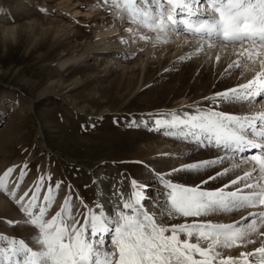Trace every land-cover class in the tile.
Returning a JSON list of instances; mask_svg holds the SVG:
<instances>
[{"label":"snow or ice","instance_id":"obj_1","mask_svg":"<svg viewBox=\"0 0 264 264\" xmlns=\"http://www.w3.org/2000/svg\"><path fill=\"white\" fill-rule=\"evenodd\" d=\"M103 3L118 9L122 21L154 34L158 43L183 34L184 43L192 44L196 53L231 48L237 59L227 69L243 67L241 77L246 73H251V77L204 97L211 107L195 106L194 111L155 115L150 130L163 128L165 135L192 143L194 151H216L212 157L156 173L158 192L151 185H140L132 179L131 194L117 192L111 212L102 203L90 207L80 198L77 199L83 204V211L79 207L73 211L69 189L52 214L50 209L63 181L53 182L51 175H38L29 191L15 199L26 218L24 223L33 231L27 238L0 234V264H264V110L255 108L257 98L264 99V0ZM127 31L143 41L153 39L133 28ZM121 42L127 43L123 38ZM215 59L219 62L220 55ZM221 105L238 110H219ZM131 123L135 124V120ZM142 123L147 126L148 121ZM226 162L227 166H223ZM207 169L214 171L196 185L168 178L177 172L198 174ZM237 169L244 170L219 187H204ZM17 171L19 188L29 174L26 163L8 167L0 175V191L13 198L16 191L9 192L8 185ZM96 180L102 181V177ZM42 190L45 194L41 200ZM149 190L155 193L154 197L148 195ZM146 201L154 207L149 208ZM244 209L256 211L227 223L211 219L164 223L165 219L219 216ZM257 243L259 246L240 251L237 256L224 255L227 249Z\"/></svg>","mask_w":264,"mask_h":264},{"label":"rangeland","instance_id":"obj_2","mask_svg":"<svg viewBox=\"0 0 264 264\" xmlns=\"http://www.w3.org/2000/svg\"><path fill=\"white\" fill-rule=\"evenodd\" d=\"M91 5L96 7L88 14ZM117 11L103 0H0V175L13 165H28L29 174L19 188L18 171L8 185L9 192L21 190L17 199L38 175L63 181L52 214L69 189L73 211L77 207L83 211L81 197L92 207L94 175L101 169H109L104 173L108 177L120 172L125 178L138 177L140 185L154 184L147 168L151 165L146 166L144 159L146 147L159 131L150 130L155 115L148 112L154 111L152 90L161 87L167 75L153 77L142 90H135L138 82L120 81L118 73L102 76L103 64L98 67L99 57L94 55L84 62L58 65L93 35V19L101 22ZM174 162L170 161V169ZM184 174L178 172L177 181ZM44 194L42 190L41 200ZM0 196L16 212L9 213L0 204V234L27 238L33 229L24 223L16 197L4 191Z\"/></svg>","mask_w":264,"mask_h":264},{"label":"bare ground","instance_id":"obj_3","mask_svg":"<svg viewBox=\"0 0 264 264\" xmlns=\"http://www.w3.org/2000/svg\"><path fill=\"white\" fill-rule=\"evenodd\" d=\"M94 7L96 6L91 5L87 13L90 14V10ZM110 17L109 19L105 18L103 21L101 20V22L93 19L91 22L93 23V35L78 45L80 47V49L78 48L79 50L70 51L68 56H64L60 59L58 65L60 67H65L70 63H77L79 61L84 62L88 55H94L97 56V58L99 57V61L96 65L99 67L100 64H103V67L101 65L102 69H100L103 74L102 76H112L118 73L120 81L122 79H127L126 83L131 81L138 82L137 85H135V90H142L145 82H148L153 77L156 78L160 77V75H167L168 80H165L166 82L161 85V87L153 89V86L148 84V87L153 89L151 94L154 92V94L151 95L154 111H149L148 114L156 115L157 113L167 114L173 111H194L195 106L211 107V102L204 101V97L212 96L217 91L233 87L237 83L243 82L244 79L251 77V73H246L244 77H241V72L244 71L243 67L227 69V65L237 59L236 54L231 48L220 51L219 47H217L216 49H205L204 52L196 53L192 44L184 43L186 36L183 34L169 38L167 43H158L154 39V34L147 33L144 29H137V26L130 21H122L119 18V13L117 15L115 13ZM128 28H133L134 32L138 30L139 32L152 35L153 39L150 41H143L139 38V35L128 32ZM121 38L126 40L127 43H122ZM187 39L191 40V37H187ZM217 54L221 57L219 62L215 59ZM180 56H185L186 59L181 61L179 59ZM129 59L133 61L131 62ZM128 61H130V63ZM122 62H124L123 65L121 64ZM242 63H246V61ZM158 96H162L163 98L159 101L158 99L155 101ZM162 100L164 101L162 102ZM255 108L257 110H264V99L257 98ZM224 109H228V106L221 105V109L219 110ZM228 110L237 111L238 109L231 108ZM154 132L157 131L154 130ZM155 134L156 136L152 138L145 149L147 158L144 159V163H146V166L151 165L147 168L148 171L152 173L151 175L154 181L152 183L154 184L150 185L151 189H155L157 192L159 191L160 185L157 183L156 173L169 172L171 170L169 166L171 160H175L173 165L176 168L189 161L203 160L216 155V151L212 149H197L194 151L193 149L195 146L192 143L165 135V129L163 128ZM228 163L229 162H226L223 166H227ZM243 170L244 169H237L228 176L212 181L204 185V187L206 189L217 188L221 183H225L236 175L242 174ZM105 171H109V169ZM105 171L101 169L94 175L95 200L92 205L94 206L95 204L102 203L107 211L111 212L113 210V205L116 203L115 194L117 192H122L126 196L130 195L131 180L135 179L138 184L141 182L136 176L125 178L120 172H116L114 177H108L104 174ZM213 171L214 169H207L198 174L184 172L185 174L180 181H177L175 178L177 172L173 175V181L185 185H196L201 179L206 178V176ZM97 177H102V181H97ZM15 191L17 199L21 190ZM148 194L150 197L155 196V193L151 190H149ZM11 198L14 199L13 197ZM81 199L83 200L82 197ZM146 203L149 208L154 207L151 201H146ZM0 204L7 209L9 213L16 214L11 203L4 201L2 196H0ZM248 211H256V209H244L238 212L210 217H178L174 220L165 219L164 223H184L185 220L192 222L197 219H211L214 222L227 223L239 219L241 215H246ZM181 239H184L183 235ZM257 246H259V243L256 245H249L247 248H238L237 250L227 249L224 255L237 256L240 251H250L253 247Z\"/></svg>","mask_w":264,"mask_h":264}]
</instances>
